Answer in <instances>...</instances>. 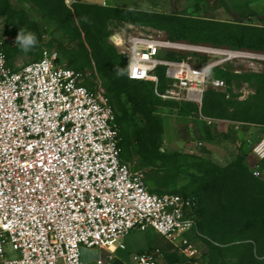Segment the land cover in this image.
Masks as SVG:
<instances>
[{
    "label": "built area",
    "instance_id": "2783aa9c",
    "mask_svg": "<svg viewBox=\"0 0 264 264\" xmlns=\"http://www.w3.org/2000/svg\"><path fill=\"white\" fill-rule=\"evenodd\" d=\"M126 26L111 41L128 59L130 79L153 81L159 97L199 107L207 88L226 90V81L212 72L222 60L192 62L194 54L224 49ZM159 66L168 79L164 91ZM88 76L60 65L52 50L13 68L0 42V264H85L84 250L99 251L95 264H113L134 229L154 230L169 249L141 251L132 264H210L195 198L150 191L143 174L123 159L114 107ZM252 144V153L264 160V134ZM251 171L261 176L260 165ZM8 247L15 256L7 255ZM166 252L179 259L170 263Z\"/></svg>",
    "mask_w": 264,
    "mask_h": 264
},
{
    "label": "trees",
    "instance_id": "16d2710c",
    "mask_svg": "<svg viewBox=\"0 0 264 264\" xmlns=\"http://www.w3.org/2000/svg\"><path fill=\"white\" fill-rule=\"evenodd\" d=\"M28 1L60 24L70 22L76 27H78L77 24L80 25L85 32L84 43L72 52L70 65L75 66V69L83 70L86 66H91L94 60L99 65L105 66L111 81L106 93L111 104L113 105L112 97L120 101L121 94L123 92L129 94L131 89L130 92L135 95L132 99L138 100L146 109L147 132L152 133L150 130L155 126L156 129L161 130V122L156 121L153 116L155 107L173 108L181 115L201 112L204 116L213 119L264 127V71L235 72L225 67L215 66L212 70L214 76L224 79L227 87L232 79H236L252 84L255 92L245 99H239L228 96L227 91L209 87L204 91L202 105L199 107L191 101L159 97L155 93L153 81L130 79L128 59L109 41L113 33L110 25L118 21L164 30L167 37L172 40L202 43L233 50L264 52V25L241 20L138 10L112 4L105 6L100 2L85 0H71V5L66 3L67 0ZM4 14L14 20L10 31L18 33L19 29H24L35 32L37 41L40 43L37 24L29 19L25 9L15 11L12 9L11 0H0V15ZM19 50L22 51L17 45L14 51ZM170 56L178 59L186 58L183 54L171 53ZM192 60L200 65H205L209 61L206 55L200 54H194ZM117 70L123 74H118ZM157 73L158 88L164 91L168 83L165 68L159 66ZM118 105V109L114 105L113 107L118 123L122 124L120 129L122 128L123 145L129 139L130 125L123 118L127 115L125 103L119 102ZM211 166V169H208V177L202 181L201 185L211 193L210 203L213 208L210 209L211 216L208 217L209 225L200 221L197 201L194 208L198 228L204 235L201 240L206 247L210 264H264V177L253 175L244 155L237 156L225 166ZM154 173L157 171H152L149 177ZM155 185L157 188L155 190L159 191H150L159 194L167 193L161 192L165 183L155 181ZM176 193L192 196L196 200L194 193ZM238 234H245L246 237L239 238ZM153 247L155 246L150 248ZM166 258L170 263L179 259L174 252H166Z\"/></svg>",
    "mask_w": 264,
    "mask_h": 264
},
{
    "label": "rangeland",
    "instance_id": "374dc122",
    "mask_svg": "<svg viewBox=\"0 0 264 264\" xmlns=\"http://www.w3.org/2000/svg\"><path fill=\"white\" fill-rule=\"evenodd\" d=\"M85 1L98 3L101 0ZM66 3L71 5V0H67ZM111 4L138 10L241 20L264 25V0H114ZM11 6L15 11L25 9L29 19L37 24L41 39L40 43L37 42V45L30 51L15 52L14 48L17 47L15 39L18 33L10 31L14 20L8 18L6 14L0 15V42L13 68L38 60L45 50L57 51L60 65L76 68L70 65L71 54L79 48L81 43H84L85 35L79 24H77L79 28L70 22L60 24L50 19L42 9L37 8L28 0H11ZM126 25H128L126 22L114 21L110 29L112 32L120 31L126 28ZM161 31L167 36L164 30ZM109 41L112 43L111 37ZM222 49L226 52H238L243 56L230 57L228 54H211L207 56L208 60H222L223 67L235 72L264 71V52L233 50L226 47ZM83 70L89 74L88 84L107 93L111 81L109 74L105 71V66L92 60L91 66H86ZM130 91L129 94L123 92L120 101L112 97L115 108L118 109L119 102L125 103L127 107V115L123 118L130 125L129 139L122 145V157L135 170L143 174L150 190L159 191L155 190L157 189L155 181H160L165 183L161 192L194 193L200 209L199 219L207 225L213 205L210 203L211 193L201 185L202 181L208 177V169H211V165L225 166L237 156L244 155L250 169L255 165H260V177H264V160H260L252 153V141L264 134V127L225 119H211L209 122V119L200 117L197 113L181 115L173 108L155 107L153 116L156 121L161 122V130L156 129L155 126L150 130L152 133L147 132L146 109L138 100L132 99L135 95ZM223 91H227L228 96L245 99L255 92V88L248 82L232 79ZM119 126L122 127V124ZM249 138L252 139L251 142L248 141ZM154 170L157 173L149 177ZM238 235L239 238L246 237L245 234ZM124 242L127 248L116 252L113 264H132L139 252L151 246L169 249L164 238L152 229L148 231L134 229L124 238ZM200 245L202 246V242ZM7 249L8 256L16 255L14 251H10L9 247Z\"/></svg>",
    "mask_w": 264,
    "mask_h": 264
},
{
    "label": "clouds",
    "instance_id": "9594fccd",
    "mask_svg": "<svg viewBox=\"0 0 264 264\" xmlns=\"http://www.w3.org/2000/svg\"><path fill=\"white\" fill-rule=\"evenodd\" d=\"M37 35L35 32L32 31H25L24 29H19L18 35L15 39L16 45L19 46V48L23 52H28L32 48H34L37 45ZM118 71V74H123Z\"/></svg>",
    "mask_w": 264,
    "mask_h": 264
},
{
    "label": "crops",
    "instance_id": "0c3cea01",
    "mask_svg": "<svg viewBox=\"0 0 264 264\" xmlns=\"http://www.w3.org/2000/svg\"><path fill=\"white\" fill-rule=\"evenodd\" d=\"M117 6L126 7L122 5H117ZM126 248H127V245H126ZM119 250H124V249H119ZM98 256H99L98 250H84L83 252V260L85 261V264H95L94 261L92 260L96 259Z\"/></svg>",
    "mask_w": 264,
    "mask_h": 264
},
{
    "label": "bare ground",
    "instance_id": "6f19581e",
    "mask_svg": "<svg viewBox=\"0 0 264 264\" xmlns=\"http://www.w3.org/2000/svg\"><path fill=\"white\" fill-rule=\"evenodd\" d=\"M223 54H228L230 57H235V56H243V54H241V53H238V52H226V51H223L222 52ZM246 55H248V54H246ZM251 56H252V54H251ZM257 56V55H256ZM261 57V56H260ZM114 248V247H113Z\"/></svg>",
    "mask_w": 264,
    "mask_h": 264
}]
</instances>
